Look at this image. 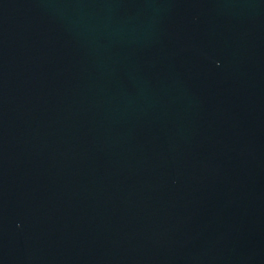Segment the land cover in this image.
I'll return each instance as SVG.
<instances>
[{
    "label": "water",
    "instance_id": "obj_1",
    "mask_svg": "<svg viewBox=\"0 0 264 264\" xmlns=\"http://www.w3.org/2000/svg\"><path fill=\"white\" fill-rule=\"evenodd\" d=\"M0 264H264V0H0Z\"/></svg>",
    "mask_w": 264,
    "mask_h": 264
}]
</instances>
